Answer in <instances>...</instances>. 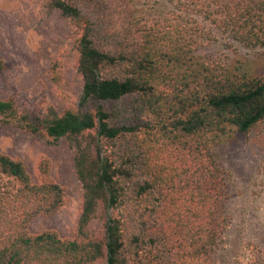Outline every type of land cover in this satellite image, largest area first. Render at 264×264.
<instances>
[{
    "label": "trees",
    "instance_id": "trees-1",
    "mask_svg": "<svg viewBox=\"0 0 264 264\" xmlns=\"http://www.w3.org/2000/svg\"><path fill=\"white\" fill-rule=\"evenodd\" d=\"M106 1L48 0L73 26L78 108L35 115L0 99V125L73 145L82 188L73 239L31 234V221L61 209L65 190L47 159L35 184L0 152V264H215L224 232L215 146L264 121V75L249 74V58L235 66L198 51L218 40L264 51V0H143L147 11L141 0H115L123 19L112 25ZM132 96L128 115L110 108ZM258 175L264 193V153Z\"/></svg>",
    "mask_w": 264,
    "mask_h": 264
},
{
    "label": "rangeland",
    "instance_id": "rangeland-1",
    "mask_svg": "<svg viewBox=\"0 0 264 264\" xmlns=\"http://www.w3.org/2000/svg\"><path fill=\"white\" fill-rule=\"evenodd\" d=\"M105 3L107 24L123 19L115 0ZM150 4L141 0L139 6L147 11ZM74 40L70 20L51 8L48 0H0V57L4 65L0 99H12L19 111L35 115L50 109L61 113L69 106L78 108L82 80L76 70ZM198 54L208 61L235 66L249 58L243 65L249 74L264 75V51L251 53L218 40L202 46ZM135 103L132 96L110 108L128 115ZM0 152L21 161L35 184L39 181L38 162L43 158L49 161L52 180L65 190L64 205L53 216L31 221L28 231H54L63 240L73 239L82 205V188L73 168V145L66 139L50 143L40 135L0 125ZM215 152L224 173L220 213L224 232L212 258L215 264H264V193L258 175L264 153V121L247 134L224 139L215 146ZM103 223L100 209L90 225L94 235L102 234Z\"/></svg>",
    "mask_w": 264,
    "mask_h": 264
}]
</instances>
